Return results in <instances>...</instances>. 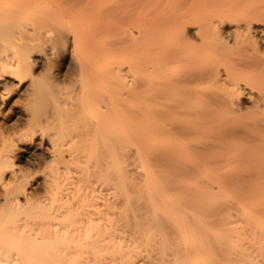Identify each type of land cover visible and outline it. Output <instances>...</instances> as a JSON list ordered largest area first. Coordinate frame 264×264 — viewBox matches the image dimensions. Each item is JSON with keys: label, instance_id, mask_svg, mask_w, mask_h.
Segmentation results:
<instances>
[{"label": "bare ground", "instance_id": "bare-ground-1", "mask_svg": "<svg viewBox=\"0 0 264 264\" xmlns=\"http://www.w3.org/2000/svg\"><path fill=\"white\" fill-rule=\"evenodd\" d=\"M0 264H264V0H0Z\"/></svg>", "mask_w": 264, "mask_h": 264}, {"label": "rangeland", "instance_id": "rangeland-1", "mask_svg": "<svg viewBox=\"0 0 264 264\" xmlns=\"http://www.w3.org/2000/svg\"><path fill=\"white\" fill-rule=\"evenodd\" d=\"M72 39L68 42V44H67V50H66V52H65V54L63 55V62L61 63V65H60V67L64 70V71H66L67 69H68V67H69V65H70V62H71V58H72ZM19 91V90H18ZM20 92H22V90H20L19 92H18V94L19 95H16V98H19V97H22V94L20 93ZM12 103H14V102H12ZM15 104V103H14ZM18 103H16L15 105H17ZM9 109V108H8ZM29 149H31L30 151H32V149H35V148H29Z\"/></svg>", "mask_w": 264, "mask_h": 264}]
</instances>
